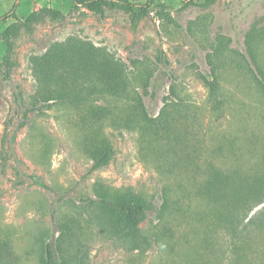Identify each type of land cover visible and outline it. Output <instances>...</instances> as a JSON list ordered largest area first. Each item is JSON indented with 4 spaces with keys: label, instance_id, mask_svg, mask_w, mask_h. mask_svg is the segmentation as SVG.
<instances>
[{
    "label": "rangeland",
    "instance_id": "374dc122",
    "mask_svg": "<svg viewBox=\"0 0 264 264\" xmlns=\"http://www.w3.org/2000/svg\"><path fill=\"white\" fill-rule=\"evenodd\" d=\"M107 1L98 14L76 0H0V234L17 264H42L45 244L59 241L74 262L81 241L87 264H235V246L263 249L264 200L228 228L198 189L207 161L248 173L264 165V80L249 52L252 42L263 70L264 0H129L148 4L139 19L123 0ZM43 8L63 18L18 23L10 45L11 13L25 21ZM70 37L125 61L149 116L108 127L115 156L97 169L70 123L74 112L34 98L32 58ZM215 75L219 104L206 82ZM229 146L236 155L218 151ZM98 188L147 199L138 230L106 216ZM62 227L74 236L59 239Z\"/></svg>",
    "mask_w": 264,
    "mask_h": 264
},
{
    "label": "trees",
    "instance_id": "16d2710c",
    "mask_svg": "<svg viewBox=\"0 0 264 264\" xmlns=\"http://www.w3.org/2000/svg\"><path fill=\"white\" fill-rule=\"evenodd\" d=\"M76 3L103 14L104 6L109 1L76 0ZM120 5L134 13L137 19L148 13V4L139 7L129 0H123ZM11 14L17 23L11 25L5 33L10 45L11 35L18 34L17 28H20L18 23L28 28L44 17L63 18L61 12L52 8L33 12L25 21H22L14 11ZM250 36L252 33L248 35L249 39ZM249 52L264 80V69L262 70L256 60L252 42H249ZM32 62L37 81L35 101L74 112L69 116L70 123L76 128L79 144L85 154L92 159L94 169L108 165L115 156V146L109 136L108 127L131 128L135 119L139 117L141 120H149L145 103L132 84L126 62L103 48L70 37L66 41L53 43L46 52L34 56ZM206 82L211 90V99L219 104L218 75H215L212 81ZM262 87L264 90V85ZM228 150L232 155H236L232 146L218 149L222 155ZM260 166L251 167L248 173L237 163L225 168L211 161L206 162L203 168L204 178L198 190L215 205V216L219 225L228 228L234 226L243 212L248 214L263 202L264 165L261 169ZM96 194L106 216L122 231L138 230L151 208L147 199L133 190L109 191L98 188ZM257 223L259 230L264 233V210L257 218ZM61 231L59 239L64 237L71 239L74 236L68 228L62 227ZM59 242L45 244L42 264H87V252L81 241H77L81 246L76 253V262L73 255L62 245L64 243ZM76 245L74 244V247ZM235 247L237 249L235 264H264V247L256 251L257 248L252 241ZM17 258L10 239L0 234V264H17Z\"/></svg>",
    "mask_w": 264,
    "mask_h": 264
}]
</instances>
